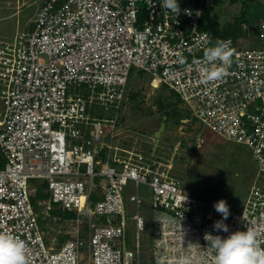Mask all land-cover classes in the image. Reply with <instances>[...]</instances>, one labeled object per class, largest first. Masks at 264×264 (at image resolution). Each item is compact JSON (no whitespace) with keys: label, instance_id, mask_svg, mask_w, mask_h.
Listing matches in <instances>:
<instances>
[{"label":"built area","instance_id":"2783aa9c","mask_svg":"<svg viewBox=\"0 0 264 264\" xmlns=\"http://www.w3.org/2000/svg\"><path fill=\"white\" fill-rule=\"evenodd\" d=\"M162 4L43 0L25 31L0 35V231L26 241L28 264H176L183 255L211 264L205 233L245 227L264 247V18L257 45L222 41L233 52L227 73L205 83L199 68L217 41L202 29L203 9L195 0H179L176 11ZM132 69L176 93L203 130L252 150L258 171L243 209H229V232L213 228L222 214L173 177L171 160L121 145ZM31 181L47 184L49 214L75 213V237L59 248L46 242ZM130 183L136 192L126 199Z\"/></svg>","mask_w":264,"mask_h":264},{"label":"rangeland","instance_id":"374dc122","mask_svg":"<svg viewBox=\"0 0 264 264\" xmlns=\"http://www.w3.org/2000/svg\"><path fill=\"white\" fill-rule=\"evenodd\" d=\"M42 1L0 0V35L13 40L18 33L25 31L36 17ZM212 12L220 17L223 26L235 25L233 29L239 34L235 39L237 42L257 45L253 35L264 17V0H218L216 5L213 4ZM154 84L147 73L132 69L126 99L122 104L121 145L142 152L147 158L154 156L165 162L171 160V173L186 190L208 204L223 199L230 210L240 212L258 171L252 150L246 145L226 141L213 132L203 130L192 118L190 110L178 101L176 93L166 86ZM160 100L164 104H177V112L183 119L179 116L164 119ZM162 123H166V128L158 140L154 134ZM3 166L0 165V168ZM31 183L36 187L39 182ZM135 192V186L130 183L125 198L128 199ZM139 193L146 201L152 198V192L146 185L140 186ZM100 198V192H94L93 204ZM38 204L43 216L44 236L49 246L59 248L75 237L76 224L72 221L75 213L63 214L59 211V215H51L43 201ZM128 208L131 210L132 204H128ZM148 234L151 236V233ZM129 242L132 243L131 237ZM141 242L143 246L147 245V238L142 236ZM147 252L149 249L144 247L142 260L145 262Z\"/></svg>","mask_w":264,"mask_h":264},{"label":"clouds","instance_id":"9594fccd","mask_svg":"<svg viewBox=\"0 0 264 264\" xmlns=\"http://www.w3.org/2000/svg\"><path fill=\"white\" fill-rule=\"evenodd\" d=\"M162 6L169 11H176L179 0H163ZM233 52L226 42L217 41L206 48L205 63L199 68L202 82L221 79L227 73ZM214 208L222 214V218L213 224L215 230L229 232L224 221L230 215L229 206L223 199L214 202ZM204 239L208 247L214 250L211 264H264V247L261 246L259 233L252 227L230 232L226 237L207 232ZM27 243L12 232L0 231V264H28ZM176 264H192L190 256H180Z\"/></svg>","mask_w":264,"mask_h":264},{"label":"trees","instance_id":"16d2710c","mask_svg":"<svg viewBox=\"0 0 264 264\" xmlns=\"http://www.w3.org/2000/svg\"><path fill=\"white\" fill-rule=\"evenodd\" d=\"M217 3H218V0H209V2H207V0H195V5H194L195 8H201L204 11L203 15H202V20H201L202 29L211 32L214 35L215 41L222 42L223 40H225L227 38H233L234 40L237 39L239 34H238L236 29H233V27L235 25L233 24V25L223 26L221 24L220 17L217 14H214L212 12L213 4L216 5ZM239 31H240V28H239ZM255 33H256V31H255ZM177 98H178V101L181 103L182 102L181 99L179 97H177ZM159 104H160L161 110L164 111V115H165V117H167L168 120L171 119L172 116H179L181 119H183L177 112L178 111L176 109L177 104H174V105L164 104V102L162 100H160ZM0 165H2L1 162H0ZM46 187H47L46 183H44V182L38 183V185L35 187L36 192L31 198L33 205L35 206L37 212L39 213V223H40L42 229H43V216L39 211V204L38 203H39V201H45V200L49 199V194L45 191ZM54 213H57L58 215L60 214V213H58V211L57 212L52 211L51 215ZM43 231H44V229H43ZM62 241L65 242V239L63 238ZM46 242H47V240H46Z\"/></svg>","mask_w":264,"mask_h":264},{"label":"water","instance_id":"95a60500","mask_svg":"<svg viewBox=\"0 0 264 264\" xmlns=\"http://www.w3.org/2000/svg\"><path fill=\"white\" fill-rule=\"evenodd\" d=\"M164 119H166V117H164ZM165 128H166V123H162L160 129L154 134V138L159 140ZM4 159H5L4 154L0 151V162H2Z\"/></svg>","mask_w":264,"mask_h":264},{"label":"bare ground","instance_id":"6f19581e","mask_svg":"<svg viewBox=\"0 0 264 264\" xmlns=\"http://www.w3.org/2000/svg\"><path fill=\"white\" fill-rule=\"evenodd\" d=\"M154 83H155L154 85L158 84L157 82H154Z\"/></svg>","mask_w":264,"mask_h":264}]
</instances>
